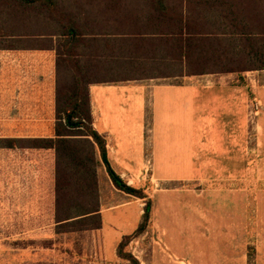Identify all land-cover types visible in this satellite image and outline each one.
<instances>
[{"label":"rangeland","instance_id":"obj_1","mask_svg":"<svg viewBox=\"0 0 264 264\" xmlns=\"http://www.w3.org/2000/svg\"><path fill=\"white\" fill-rule=\"evenodd\" d=\"M111 1L114 0H55V11L67 19H76L84 32L102 31L103 22L98 25L94 20L108 18L112 24L114 19H122L120 15L128 8L122 2L133 0H116L120 2L116 6ZM238 1L253 6V0ZM55 19L49 12L24 11L14 0H0V29L5 37L14 33L60 34ZM231 77L208 74L184 79L212 87L226 84ZM244 77L252 91L253 86L264 85V69L248 70ZM179 81L159 78L129 82L143 86L145 166L138 176L129 169L122 177L128 184L143 188L152 207L171 208L169 214L162 209L164 220L157 212L151 214L146 231L131 238L125 250L139 264H249V256L250 264H264V103L250 95L249 86H241L232 117L217 109V89L208 91L206 108L201 111L206 110L209 118L192 121L208 144L207 150L195 152L196 164L206 161L208 166L194 167L191 172L197 177L205 176L184 179L185 172L179 169L177 178L157 180L155 173L163 176L165 169L153 164V126L158 121L153 119L152 89L156 84ZM9 115L0 110V138L53 136L54 121L9 119ZM221 133H229L225 136L229 140L232 134L239 135V167L231 166V152L219 149ZM98 176L99 208H117L102 215L100 228L56 233L54 150L0 148V264H129L109 253L138 225L139 207L145 200L118 190L103 167L98 169ZM184 244L191 245V259Z\"/></svg>","mask_w":264,"mask_h":264},{"label":"trees","instance_id":"obj_2","mask_svg":"<svg viewBox=\"0 0 264 264\" xmlns=\"http://www.w3.org/2000/svg\"><path fill=\"white\" fill-rule=\"evenodd\" d=\"M111 2L112 6L120 4ZM239 2H122L128 5L123 18L109 23L110 30L104 37L88 39L89 33L76 19L55 11V0H14L24 11L51 13L61 28L53 136L0 138V148L54 150L56 233L102 226L98 169L103 167L118 190L145 200L136 229L124 235L116 247L119 258L139 264L125 247L131 238L146 231L151 199L143 188L128 184L110 166L106 140L93 127L89 86L151 78H178L182 82L195 75L233 72V84L248 87L244 72L264 69V3L253 0V6L248 7ZM2 33L0 29V37H5ZM90 46L92 51H87Z\"/></svg>","mask_w":264,"mask_h":264},{"label":"crops","instance_id":"obj_3","mask_svg":"<svg viewBox=\"0 0 264 264\" xmlns=\"http://www.w3.org/2000/svg\"><path fill=\"white\" fill-rule=\"evenodd\" d=\"M123 16L120 15L121 18ZM95 20L99 24L103 22V29L102 31L88 32V39L94 35L99 38L104 37L110 30L108 18H101L102 21ZM106 22L108 25L105 24ZM0 38H2L0 40V110L11 114L7 116L9 119L54 121L57 53L60 51L62 37L57 33H14ZM87 51H92L91 46ZM210 74H226L232 76V79L226 84L212 87L186 79L182 82H165L153 86L152 96L155 103L153 119L158 121L153 126V164L156 168L165 169L163 176L159 172L155 173L157 180L177 178L179 169H183L182 172H185L186 177H182L184 179L189 176L197 179L205 176L200 174L197 177L191 172L194 167L206 168L208 166L206 161L196 164L195 152L207 150L208 144L203 141L202 133L193 127L192 121L209 118L208 112L201 111V109L202 107L206 108L204 101L208 91L214 89H217L216 93L219 94L217 101L220 100L217 102V109H221L224 114L228 112V115L233 117L236 112L232 108L239 102L238 92L241 89V86L233 84L235 78L233 72ZM154 79L159 78L148 80ZM137 81L141 80L115 84L93 83L89 86L93 127L105 138L110 166L121 177L129 169L138 176L143 173L142 169L145 166V131L142 122L144 118L143 86L129 85V82ZM253 88V92L256 94L254 99L260 104L264 103V85H255ZM261 132H264V129ZM221 136L219 149L222 152H231V166L239 167V135L232 134L231 140L228 139L229 137L225 138V136H229V133L225 136L221 133ZM116 208L107 207L103 210L100 208L101 216L106 211ZM170 208L151 207V214L154 216L157 212V215L164 220L163 210L169 214ZM142 213L143 207H139L140 216ZM201 223L205 227L208 226L206 222L201 221ZM167 225L170 223L167 222ZM136 227L134 226L131 231L133 232ZM118 243L119 240L114 244L113 250L109 248L112 251L109 256L112 258H117ZM104 245L106 248V241H104ZM184 246V251L189 253L191 259V245L184 244ZM255 254L257 260H260L259 253L255 251Z\"/></svg>","mask_w":264,"mask_h":264}]
</instances>
